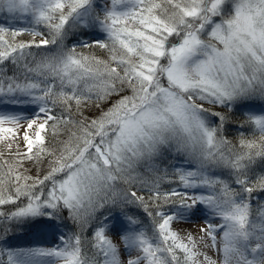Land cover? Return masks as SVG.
Masks as SVG:
<instances>
[{"label": "snow or ice", "instance_id": "snow-or-ice-1", "mask_svg": "<svg viewBox=\"0 0 264 264\" xmlns=\"http://www.w3.org/2000/svg\"><path fill=\"white\" fill-rule=\"evenodd\" d=\"M0 17V264H264V0Z\"/></svg>", "mask_w": 264, "mask_h": 264}, {"label": "rangeland", "instance_id": "rangeland-1", "mask_svg": "<svg viewBox=\"0 0 264 264\" xmlns=\"http://www.w3.org/2000/svg\"><path fill=\"white\" fill-rule=\"evenodd\" d=\"M3 22H4V21H3V18L0 17V23H3ZM27 239H28V237L22 235V236L20 237V242L23 243V242H25Z\"/></svg>", "mask_w": 264, "mask_h": 264}]
</instances>
